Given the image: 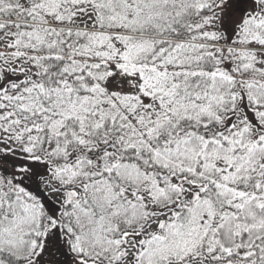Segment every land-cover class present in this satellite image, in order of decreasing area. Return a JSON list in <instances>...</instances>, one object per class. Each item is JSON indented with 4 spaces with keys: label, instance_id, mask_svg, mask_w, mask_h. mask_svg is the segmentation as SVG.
I'll return each instance as SVG.
<instances>
[{
    "label": "snow or ice",
    "instance_id": "1",
    "mask_svg": "<svg viewBox=\"0 0 264 264\" xmlns=\"http://www.w3.org/2000/svg\"><path fill=\"white\" fill-rule=\"evenodd\" d=\"M0 264H264V0H0Z\"/></svg>",
    "mask_w": 264,
    "mask_h": 264
}]
</instances>
